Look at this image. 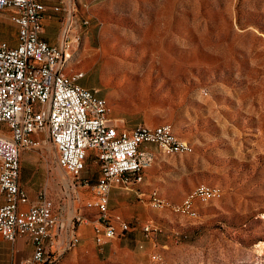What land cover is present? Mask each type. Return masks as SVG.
I'll return each instance as SVG.
<instances>
[{
	"label": "rangeland",
	"instance_id": "1",
	"mask_svg": "<svg viewBox=\"0 0 264 264\" xmlns=\"http://www.w3.org/2000/svg\"><path fill=\"white\" fill-rule=\"evenodd\" d=\"M93 2L82 16L89 31L74 71L104 95L116 123H169L189 141L187 153L152 145L141 190L156 187L176 203L200 185L222 195L188 216L114 188L110 212L129 227L98 244L94 210L83 206L94 192L72 186L47 138L32 147L36 159L25 169L60 222L51 229V260L42 264H264V0ZM83 174L93 181L99 174L92 153ZM78 210L88 222L74 220ZM73 233L80 237L74 245Z\"/></svg>",
	"mask_w": 264,
	"mask_h": 264
},
{
	"label": "built area",
	"instance_id": "2",
	"mask_svg": "<svg viewBox=\"0 0 264 264\" xmlns=\"http://www.w3.org/2000/svg\"><path fill=\"white\" fill-rule=\"evenodd\" d=\"M6 7L12 8L10 19L18 33L15 45L0 41V233L10 241L18 236L31 240L32 251L21 264L50 261L51 229L60 225L46 189L38 190L31 201L19 182L20 152L39 146L42 140L36 134L41 131L55 146L58 165L72 175V186L93 190L83 206L94 210L93 240L98 244L115 238L117 227H129L120 215L110 212L113 187L145 196L153 208L188 216H197L201 203L222 195V189L203 185L190 189L179 203H172L156 187L141 190L144 170L156 156L152 145L167 152L187 153L189 141L176 132L168 133V125L116 123L105 97L79 83L83 75L66 76L59 69L63 54L78 42V33L86 31L88 19L78 14L75 3L53 6L64 12L59 44L40 36L44 0H0V9ZM89 151L99 167L95 181L83 174ZM187 203H194V210H187ZM88 219L82 210L74 214L78 224ZM143 228L148 235L150 226ZM70 239L76 244L79 234L73 233Z\"/></svg>",
	"mask_w": 264,
	"mask_h": 264
},
{
	"label": "crops",
	"instance_id": "3",
	"mask_svg": "<svg viewBox=\"0 0 264 264\" xmlns=\"http://www.w3.org/2000/svg\"><path fill=\"white\" fill-rule=\"evenodd\" d=\"M63 2L68 4L75 3L76 11H78V14L85 16L87 18H88L87 13L90 7H92L94 4L93 0H44L46 7L42 19L43 27L40 36L44 40L52 44H59L61 41V28H62V20L64 16V12L62 10H55L53 6L56 4H63ZM11 12H12V8L10 7L0 9V41H6L10 45H15L17 43L18 30H17V25L10 19ZM88 31L89 30L87 25L86 31L83 34V38L88 33ZM80 44H81L80 42L75 44L72 48L71 55L66 58L65 70L67 73L74 71L72 67V62L74 55L79 50ZM83 76L79 78L78 81L80 84L87 86L88 83L82 79ZM87 87L95 88L93 86H87ZM95 89L97 90L99 95L104 97V95L99 93L97 88ZM134 124L135 123L124 124V125L132 126ZM36 135L39 138H41L42 142L47 140L46 133L44 131H41ZM89 153H92V151H89ZM35 159H36V153L33 148H25L21 150L19 182L27 190L29 199L31 201L37 198V192L38 190L41 189V187L36 188L32 185V181H31L32 174L29 173L30 175H27L25 169L26 166H29L31 163H33ZM114 188H119V187H113L112 189ZM32 247L33 244L31 240L26 236H18L16 240L10 241L0 233V264H21L22 259L31 253Z\"/></svg>",
	"mask_w": 264,
	"mask_h": 264
},
{
	"label": "bare ground",
	"instance_id": "4",
	"mask_svg": "<svg viewBox=\"0 0 264 264\" xmlns=\"http://www.w3.org/2000/svg\"><path fill=\"white\" fill-rule=\"evenodd\" d=\"M84 33L85 32H79L78 33V42L77 43H79L81 41L82 35ZM72 48L69 51H67V52H65L63 54V57H62V59L59 62V69L60 70H63V73L66 76H79V75H84V72H82V71H72V72L67 73L66 70H65L66 58L71 55ZM166 125H168V124H161V125H158V126H166ZM168 133H175L174 130L171 128L170 125H168ZM197 187H203V185H200V186H197ZM210 188L213 189V190H220L218 187H210ZM172 203H176V202H172ZM192 204H194V203H187V210H191Z\"/></svg>",
	"mask_w": 264,
	"mask_h": 264
}]
</instances>
